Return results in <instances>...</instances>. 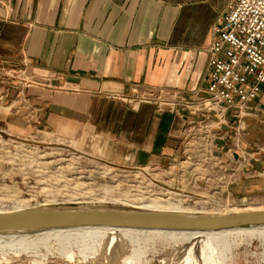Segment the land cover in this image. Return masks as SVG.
<instances>
[{
  "label": "crops",
  "instance_id": "1",
  "mask_svg": "<svg viewBox=\"0 0 264 264\" xmlns=\"http://www.w3.org/2000/svg\"><path fill=\"white\" fill-rule=\"evenodd\" d=\"M232 0H0V61L32 84L0 121L11 136L72 148L113 168L164 166L180 152L187 115L132 111L133 89L198 96L208 85L212 29ZM218 131L216 155L264 190V89Z\"/></svg>",
  "mask_w": 264,
  "mask_h": 264
},
{
  "label": "rangeland",
  "instance_id": "2",
  "mask_svg": "<svg viewBox=\"0 0 264 264\" xmlns=\"http://www.w3.org/2000/svg\"><path fill=\"white\" fill-rule=\"evenodd\" d=\"M17 109L21 108L14 106L9 113ZM227 154L219 155L226 172L220 177L210 172L193 186V178L182 177L169 165L172 160L181 163L185 158L181 152L164 166H147L145 172L118 169L92 162L64 145L11 136L0 121V211L22 205H103L141 211L136 209L139 204L153 200L199 214L264 208V190L241 187L257 178L224 161ZM189 166L187 170L195 168ZM0 264H264V236L149 237L101 232L1 238Z\"/></svg>",
  "mask_w": 264,
  "mask_h": 264
},
{
  "label": "built area",
  "instance_id": "3",
  "mask_svg": "<svg viewBox=\"0 0 264 264\" xmlns=\"http://www.w3.org/2000/svg\"><path fill=\"white\" fill-rule=\"evenodd\" d=\"M212 36L207 49L208 85L201 97L197 92L185 98L135 89L129 95L114 96L132 111L149 105L157 114L187 115L180 143V152L185 158L180 164L172 160L169 165L173 164L182 177L193 178V186L210 172L219 177L222 171L226 172L220 156L216 155V142L220 138L217 133L226 113L235 110L234 116L240 117L241 111L258 100L264 89V0H232L213 27ZM31 84V77L23 69H12L0 61V109L11 106L8 101L13 90L16 92L14 106L19 108L17 103L23 90ZM189 165L195 168L187 170ZM145 168L137 170L145 172ZM195 188L199 190L198 186Z\"/></svg>",
  "mask_w": 264,
  "mask_h": 264
},
{
  "label": "water",
  "instance_id": "4",
  "mask_svg": "<svg viewBox=\"0 0 264 264\" xmlns=\"http://www.w3.org/2000/svg\"><path fill=\"white\" fill-rule=\"evenodd\" d=\"M264 226V211L234 214H199L131 211L99 205L79 207H32L0 213V234L107 227L138 231H221Z\"/></svg>",
  "mask_w": 264,
  "mask_h": 264
},
{
  "label": "bare ground",
  "instance_id": "5",
  "mask_svg": "<svg viewBox=\"0 0 264 264\" xmlns=\"http://www.w3.org/2000/svg\"><path fill=\"white\" fill-rule=\"evenodd\" d=\"M49 204V203H48ZM128 204V203H127ZM73 206V205H72ZM103 206V205H102ZM130 206V205H129ZM32 207H43L41 205L32 206ZM27 206H17L16 208L10 210V211H16L21 209H27ZM138 210L148 211V212H167V213H181V214H189V213H196L195 210H186L182 209L177 206H171L168 204H162L158 200H153L150 202V204L142 203L139 204L136 208ZM251 210H258V211H264V208H251V209H232L228 212L220 213V214H234L236 212H249ZM3 212L2 210L0 213ZM6 212V211H4ZM198 212V211H197ZM212 213V212H211ZM202 214V213H200ZM209 214V213H205ZM219 214V215H220ZM111 233V232H125V233H135V234H144L149 237H158L162 235H171V236H179V237H217L221 235H230V236H246V237H252V236H264V226H252L249 228H236L233 230H221V231H189V232H168V231H138L133 229H120V228H107V227H79L78 229H48V230H39V231H33V233H27V232H17V233H1L0 239H30L33 238V236L36 237H43L48 235H54V236H64V235H78L80 233Z\"/></svg>",
  "mask_w": 264,
  "mask_h": 264
}]
</instances>
